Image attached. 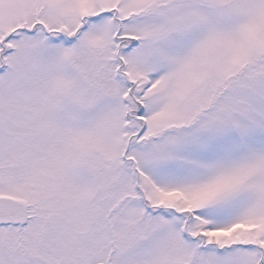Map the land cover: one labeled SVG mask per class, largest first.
I'll list each match as a JSON object with an SVG mask.
<instances>
[{
    "label": "snow or ice",
    "instance_id": "snow-or-ice-1",
    "mask_svg": "<svg viewBox=\"0 0 264 264\" xmlns=\"http://www.w3.org/2000/svg\"><path fill=\"white\" fill-rule=\"evenodd\" d=\"M0 264H264V0H0Z\"/></svg>",
    "mask_w": 264,
    "mask_h": 264
}]
</instances>
